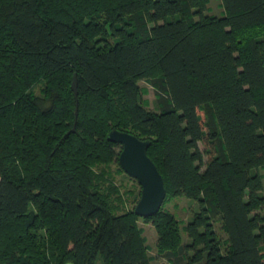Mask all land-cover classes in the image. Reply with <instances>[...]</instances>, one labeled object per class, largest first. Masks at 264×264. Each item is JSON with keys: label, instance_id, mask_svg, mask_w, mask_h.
<instances>
[{"label": "trees", "instance_id": "1", "mask_svg": "<svg viewBox=\"0 0 264 264\" xmlns=\"http://www.w3.org/2000/svg\"><path fill=\"white\" fill-rule=\"evenodd\" d=\"M220 2L0 0V264H152L139 218L176 261L264 264V0ZM113 128L149 140L153 216L134 213L140 189L123 207ZM180 196L199 204L185 245L165 207Z\"/></svg>", "mask_w": 264, "mask_h": 264}, {"label": "rangeland", "instance_id": "2", "mask_svg": "<svg viewBox=\"0 0 264 264\" xmlns=\"http://www.w3.org/2000/svg\"><path fill=\"white\" fill-rule=\"evenodd\" d=\"M220 0H209L208 7L209 12L215 15H222L224 13L223 7L220 4ZM139 85L142 87L141 98L145 102L146 107L150 110L159 111V104L158 99L156 96V91L152 88V86L145 80L139 81ZM37 91V89H36ZM199 147L201 150H205V145L203 142H199ZM204 160H207V157L204 153ZM108 171L112 178V181L120 187L122 192H127L128 190L131 191V194L127 195L124 193L125 196V203L123 207L125 209L130 208L134 204V198L138 193L140 186L136 182V180H132L128 177L125 173H119L116 171L117 167L115 164H110L108 166ZM259 173L263 176V190L261 194L264 196V169H259ZM165 207L174 214V216L180 221L181 227V236L183 244H187L190 242V238L187 236V233L182 228L188 222H190L194 214L199 210L198 202L191 200L185 196H180L173 198L172 200L168 201ZM258 212L264 213V207L261 208ZM138 225L142 228V235L146 239V244L149 248V255L151 256L152 264H186L188 258L192 257L195 253V249L192 248H184L181 250L180 259L176 261L174 256H166L165 253H160L157 248V240L158 236L156 230L154 229L153 225L150 222H145L142 218L138 219ZM214 228L217 233L218 238L221 241V249L225 251L226 243L225 240L227 239V234L222 228L221 222L219 220L214 221Z\"/></svg>", "mask_w": 264, "mask_h": 264}, {"label": "water", "instance_id": "3", "mask_svg": "<svg viewBox=\"0 0 264 264\" xmlns=\"http://www.w3.org/2000/svg\"><path fill=\"white\" fill-rule=\"evenodd\" d=\"M71 87L75 97H77V77L75 73ZM75 115L77 116V108ZM107 139L121 145L118 156L119 165L140 186V196L135 203L134 213L140 217L153 216L162 205L166 189L155 163L147 155L149 140L140 139L132 133L114 128L108 132ZM64 264L74 263L68 261Z\"/></svg>", "mask_w": 264, "mask_h": 264}]
</instances>
